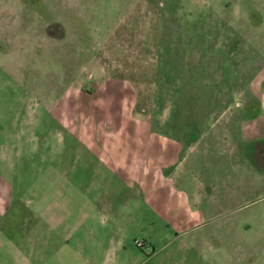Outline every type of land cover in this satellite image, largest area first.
<instances>
[{"label":"rangeland","instance_id":"1","mask_svg":"<svg viewBox=\"0 0 264 264\" xmlns=\"http://www.w3.org/2000/svg\"><path fill=\"white\" fill-rule=\"evenodd\" d=\"M262 154L264 0H0V264H264Z\"/></svg>","mask_w":264,"mask_h":264},{"label":"crops","instance_id":"2","mask_svg":"<svg viewBox=\"0 0 264 264\" xmlns=\"http://www.w3.org/2000/svg\"><path fill=\"white\" fill-rule=\"evenodd\" d=\"M35 220L38 218H36ZM3 251L14 257V264H49L47 254L52 253L49 245L31 244L29 247L21 245L7 244L2 245ZM56 264H84L83 256L78 249L70 243L62 244L61 247L54 250Z\"/></svg>","mask_w":264,"mask_h":264},{"label":"flooded vegetation","instance_id":"3","mask_svg":"<svg viewBox=\"0 0 264 264\" xmlns=\"http://www.w3.org/2000/svg\"><path fill=\"white\" fill-rule=\"evenodd\" d=\"M262 157H264V154H262ZM254 167H256L257 169H259V168L262 169V168H264V163H263V166H260L259 164H256V166H255V164H254Z\"/></svg>","mask_w":264,"mask_h":264},{"label":"trees","instance_id":"4","mask_svg":"<svg viewBox=\"0 0 264 264\" xmlns=\"http://www.w3.org/2000/svg\"><path fill=\"white\" fill-rule=\"evenodd\" d=\"M256 164V163H255Z\"/></svg>","mask_w":264,"mask_h":264}]
</instances>
